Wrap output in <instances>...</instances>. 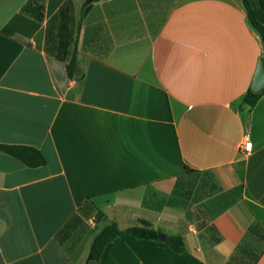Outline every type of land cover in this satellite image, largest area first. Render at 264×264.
<instances>
[{
  "label": "crops",
  "instance_id": "obj_1",
  "mask_svg": "<svg viewBox=\"0 0 264 264\" xmlns=\"http://www.w3.org/2000/svg\"><path fill=\"white\" fill-rule=\"evenodd\" d=\"M27 1L0 0V142L47 164L0 152V264H88L99 210L186 246L117 239L102 264H264V93L242 103L263 50L243 1L100 0L81 17L85 0H45L81 20L72 79L45 50L49 15L31 35L1 33ZM186 166L227 192L201 228L182 207L146 203Z\"/></svg>",
  "mask_w": 264,
  "mask_h": 264
},
{
  "label": "trees",
  "instance_id": "obj_2",
  "mask_svg": "<svg viewBox=\"0 0 264 264\" xmlns=\"http://www.w3.org/2000/svg\"><path fill=\"white\" fill-rule=\"evenodd\" d=\"M98 1L100 0H85L81 7V17ZM242 1L245 5L248 19L260 30L264 41V0ZM30 16L33 19L29 18ZM46 16L49 19L46 27L45 50L49 55L66 64L68 76L72 79L75 77L78 63V38L81 29V20L75 18L73 8L69 1L62 3L54 11L52 5L46 8L45 0H28L21 12L15 14L5 27H3L1 33L6 36H12L13 33L19 31L31 35L39 29ZM262 53L264 56V48ZM263 93H254L250 87L242 99L243 105L248 108H253ZM0 152L11 155L32 168L47 164L45 154L33 146L0 142ZM211 181V174L203 173L200 170L186 166L185 173L178 177L171 194H164L149 189V200L146 203L154 200L156 207L164 205L182 207L186 210L187 222L198 220L197 225L201 228L207 225L210 220L207 215L209 208L216 205L218 200H220L219 198L227 193L219 194V189L215 184H210ZM240 188L237 187V190ZM98 215L106 220V225L92 242L87 258L88 264H102L101 257L106 247L117 239L137 238L156 242L159 247L168 246L176 252L186 250L184 236L181 233L174 235H166L164 233L167 239L160 240L158 232L162 230L154 228L152 223L147 220L142 219L139 225L121 229L117 222L109 220L101 210H99ZM257 228H261L260 224L253 222L248 230L254 233Z\"/></svg>",
  "mask_w": 264,
  "mask_h": 264
},
{
  "label": "water",
  "instance_id": "obj_3",
  "mask_svg": "<svg viewBox=\"0 0 264 264\" xmlns=\"http://www.w3.org/2000/svg\"><path fill=\"white\" fill-rule=\"evenodd\" d=\"M247 24L252 29L254 36L258 39L263 50L264 41L260 30L250 19L247 20ZM251 88L252 91L257 94L264 92V56H262L258 62L257 69L251 84ZM158 237L160 240L167 239V236L161 231L158 232Z\"/></svg>",
  "mask_w": 264,
  "mask_h": 264
},
{
  "label": "built area",
  "instance_id": "obj_4",
  "mask_svg": "<svg viewBox=\"0 0 264 264\" xmlns=\"http://www.w3.org/2000/svg\"><path fill=\"white\" fill-rule=\"evenodd\" d=\"M242 149L246 152L249 153L252 150V141L246 140L244 144H242Z\"/></svg>",
  "mask_w": 264,
  "mask_h": 264
},
{
  "label": "rangeland",
  "instance_id": "obj_5",
  "mask_svg": "<svg viewBox=\"0 0 264 264\" xmlns=\"http://www.w3.org/2000/svg\"><path fill=\"white\" fill-rule=\"evenodd\" d=\"M101 228H102V226L100 225V226L97 228V230H94V231H95L96 233H98V232H100Z\"/></svg>",
  "mask_w": 264,
  "mask_h": 264
}]
</instances>
